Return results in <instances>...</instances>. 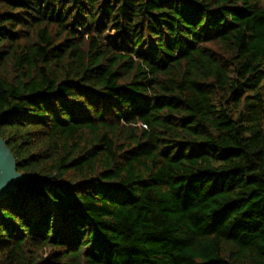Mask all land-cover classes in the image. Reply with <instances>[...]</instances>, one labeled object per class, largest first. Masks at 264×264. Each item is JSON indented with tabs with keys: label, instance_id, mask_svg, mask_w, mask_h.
Segmentation results:
<instances>
[{
	"label": "trees",
	"instance_id": "1",
	"mask_svg": "<svg viewBox=\"0 0 264 264\" xmlns=\"http://www.w3.org/2000/svg\"><path fill=\"white\" fill-rule=\"evenodd\" d=\"M0 136V264H264V0H0Z\"/></svg>",
	"mask_w": 264,
	"mask_h": 264
},
{
	"label": "water",
	"instance_id": "2",
	"mask_svg": "<svg viewBox=\"0 0 264 264\" xmlns=\"http://www.w3.org/2000/svg\"><path fill=\"white\" fill-rule=\"evenodd\" d=\"M32 177L17 170V161L8 146L7 140L0 136V203L8 194L18 190V183Z\"/></svg>",
	"mask_w": 264,
	"mask_h": 264
}]
</instances>
